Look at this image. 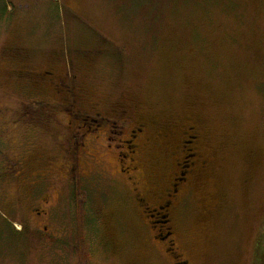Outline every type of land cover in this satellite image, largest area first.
<instances>
[{
    "label": "rangeland",
    "instance_id": "1",
    "mask_svg": "<svg viewBox=\"0 0 264 264\" xmlns=\"http://www.w3.org/2000/svg\"><path fill=\"white\" fill-rule=\"evenodd\" d=\"M12 47L24 49L31 68L49 70L79 89L77 109L85 115L96 116L91 106L99 104L103 116L117 121L108 113L126 107L135 122L153 121L150 133L168 136L126 164L135 169L131 181L140 186L162 184L180 172L182 133L197 125L206 144L200 152L209 163L191 178L194 190L183 205L185 258L192 264H256L264 241V0H0V136L11 138L0 148L12 157L33 148L34 158H54L60 174L50 176L51 192L40 210L60 217L44 235L75 228L86 237L91 255L100 250L88 242L95 216L83 215L81 204L72 221L64 204L57 207L59 199L71 196L60 169L64 154L56 147L70 148L58 136L68 132L60 122L67 123L64 107L74 105V98L47 87V102L36 105L32 87L27 96L19 95L18 86L9 88L4 59ZM109 130L104 126L103 133ZM19 139L26 140L23 148L14 145ZM107 143L100 152L85 153L94 163L84 172L103 174L102 182L76 190L75 196L91 201L103 196L109 210L121 213L111 233L125 255L104 252L102 262L95 253L92 264H157L145 260L144 245L134 238L139 219L131 204L119 205L133 196L129 175L120 173L119 153L128 150ZM5 181L0 172V184ZM2 219L7 218L0 204ZM82 243L77 237L76 244ZM51 244L37 248V238L21 241L0 228V264H48L50 256H42ZM76 254L77 264L91 258Z\"/></svg>",
    "mask_w": 264,
    "mask_h": 264
},
{
    "label": "flooded vegetation",
    "instance_id": "2",
    "mask_svg": "<svg viewBox=\"0 0 264 264\" xmlns=\"http://www.w3.org/2000/svg\"><path fill=\"white\" fill-rule=\"evenodd\" d=\"M11 51L13 55L10 54L4 59V72L9 76L8 82L12 84L9 88L18 86L19 95L27 96L29 95L28 86L32 87L36 92L37 99L33 101L36 105L47 102L43 98L45 96L44 90L47 87L57 95L64 91L71 93L74 98V105L68 103L69 105L65 104L64 107L66 114H68L67 123L60 122L61 125H65L64 127L68 132L62 133L61 137L58 136L60 142L67 139L70 142V148L63 150L61 145L56 147L58 151H63L64 154L60 169L63 172V179L67 176L69 184L64 188L69 189L71 196L59 199L60 203L57 204V207L60 208L64 204L69 210L68 218L72 221L77 211L76 208L81 204L84 211L83 215L88 213L91 217L92 212L95 220L93 224L90 222L91 233L88 236V242L89 244H99L100 250L89 255L85 246L86 237L79 235L77 230L72 227L68 231L69 235L63 234L62 231H56L50 238L45 237L44 234L48 235L49 227L59 223L58 218L60 216L51 215L48 212L42 214L40 209H43L42 201L45 200V196L51 192L50 185L52 184H47L50 176L56 173L60 174V171L59 166H55L56 162L53 157L48 162L42 160V155L36 154L34 158L32 156L33 148L31 151L28 149L24 155L14 157L0 148V172L6 175L5 183L0 184V204L3 206L4 215L7 218L0 220V228L4 231L5 229L11 230L13 236L21 241H25L28 237L37 238V248H39L38 243L45 245L51 241L52 244L47 249L52 250H47L42 256V259L50 256V264H77L76 253L79 251H82L86 257L91 256L87 262L84 261L81 264H92L91 259L95 253H100L102 262L104 252L106 255L121 259L125 255L124 246L115 241L111 233L112 230H116V221L121 213L117 209L109 210L107 204L103 202V196L94 197L92 201L89 200L90 197L79 198L75 196L76 190L84 189L92 182H94L92 185L95 186L96 183L100 184L103 180V174L84 172V168L90 167L94 163V156L85 153L89 151V148H92L94 152H100L103 149V141L108 142V148L113 146L111 141L116 143L114 144L115 148H127L128 151L123 150L119 153L120 173L124 176L129 175L127 179L131 181L133 176L130 175L135 169H130L129 166L128 169L125 168L126 164L133 165L137 162L134 156L141 149L149 148L151 145L167 139L168 136H161L160 132L150 133L154 125L153 121L135 122L130 110L126 107L112 108L108 113L117 118V121L121 120V124L112 118L103 116V107H100L99 104L91 106L96 116L85 115L83 111L78 110V106L81 105V99H79L81 98V91L79 89L74 87L72 90L64 79H59L49 70L31 68L29 61L23 56L24 49L12 47ZM5 82L7 81L5 80ZM64 87H67L68 90L65 91ZM50 110L49 114L56 115L55 110L52 108ZM21 124L19 122V125ZM38 124L42 126V123L39 122ZM55 125L59 126V123L54 122V128L57 130L58 127ZM1 126L0 123V128ZM104 126H110V130L103 133ZM41 129L43 131V128ZM186 129L187 131H183L181 136V150L179 149L181 161L176 163L180 172L162 184L140 186L138 182L131 181L133 196H130L128 202L123 199V203L119 204H131L134 212H136L140 229L134 230V238L143 243V256L150 263L192 264L190 260L185 258L186 254L183 248L184 237L181 231L185 225V220L182 210L184 202L194 190L193 184H190L191 178L204 172L209 162L200 152V147L205 142L199 133V127L193 125ZM54 134L56 133L51 135L55 136ZM87 134L89 138L86 140ZM1 136L0 145L3 141H11V138L5 139ZM25 142L26 140L19 139L14 145L16 148H23ZM65 151H67V155H65ZM187 152L192 153L187 154ZM59 174L58 176H60ZM74 180H79L82 184H75ZM53 187V189L61 188L58 185ZM101 189L103 190V188ZM77 200L81 202L79 203ZM43 215L45 217H42ZM78 231L82 232L81 230ZM77 237L83 240L81 245L76 244ZM37 252L41 251L38 249Z\"/></svg>",
    "mask_w": 264,
    "mask_h": 264
},
{
    "label": "trees",
    "instance_id": "3",
    "mask_svg": "<svg viewBox=\"0 0 264 264\" xmlns=\"http://www.w3.org/2000/svg\"><path fill=\"white\" fill-rule=\"evenodd\" d=\"M263 255H264V241L263 244L259 246V251H257L256 264H263Z\"/></svg>",
    "mask_w": 264,
    "mask_h": 264
}]
</instances>
